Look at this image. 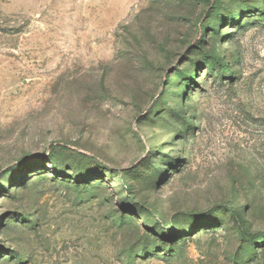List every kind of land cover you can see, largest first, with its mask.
I'll list each match as a JSON object with an SVG mask.
<instances>
[{"label":"rangeland","instance_id":"rangeland-1","mask_svg":"<svg viewBox=\"0 0 264 264\" xmlns=\"http://www.w3.org/2000/svg\"><path fill=\"white\" fill-rule=\"evenodd\" d=\"M0 264H264V0H0Z\"/></svg>","mask_w":264,"mask_h":264},{"label":"trees","instance_id":"trees-1","mask_svg":"<svg viewBox=\"0 0 264 264\" xmlns=\"http://www.w3.org/2000/svg\"><path fill=\"white\" fill-rule=\"evenodd\" d=\"M221 66H222V67H224V66H226V64H225V65H224V64H222Z\"/></svg>","mask_w":264,"mask_h":264}]
</instances>
